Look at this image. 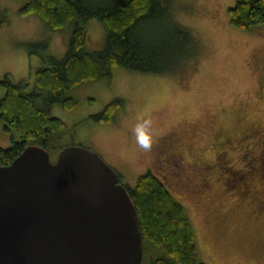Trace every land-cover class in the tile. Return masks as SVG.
I'll list each match as a JSON object with an SVG mask.
<instances>
[{
    "label": "rangeland",
    "instance_id": "374dc122",
    "mask_svg": "<svg viewBox=\"0 0 264 264\" xmlns=\"http://www.w3.org/2000/svg\"><path fill=\"white\" fill-rule=\"evenodd\" d=\"M22 2L0 0L8 20L0 27V77L7 73L31 85L44 63L29 44L46 41L45 55L61 57L72 29H52L33 13L22 14ZM234 2L168 0L169 13L197 40L195 57L183 69L153 73L117 66L109 79L79 82L70 89L78 103L69 110L54 104L52 112L66 122L58 145L96 150L126 186L148 170L164 179L190 215L206 264H264V168L251 161L264 151V22L251 29L234 24L228 13ZM86 28L92 44L104 40L100 19L90 18ZM3 92L0 87V96ZM114 97L124 104L113 121L99 123L88 116ZM143 112L151 113L159 132L151 153L137 149L130 131ZM3 140L0 133L1 145ZM181 148L183 160L192 165L177 170L169 165L170 152ZM49 151L54 160L57 151ZM210 163L214 166L207 172L204 166ZM156 252L146 243L141 264H150Z\"/></svg>",
    "mask_w": 264,
    "mask_h": 264
},
{
    "label": "trees",
    "instance_id": "16d2710c",
    "mask_svg": "<svg viewBox=\"0 0 264 264\" xmlns=\"http://www.w3.org/2000/svg\"><path fill=\"white\" fill-rule=\"evenodd\" d=\"M167 5L168 0H23L22 14L33 13L52 29L71 25L72 32L61 57L45 55L46 41L29 44V51L38 52L44 63L35 69L31 85L7 73L0 77V163L13 159L29 142L57 152L63 147L58 142L66 122L52 106L73 108L78 99L70 89L79 82L109 79L117 66L153 73L183 69L182 64L195 57L197 40ZM228 11L231 22L240 27L251 29L264 22V0H235ZM92 17L106 27L97 45L86 28ZM6 22V13L0 11V27ZM123 104L121 97H114L88 116L99 123L113 121ZM136 180L127 187L140 216L143 246L149 243L157 251L150 264H206L190 215L164 179L148 170Z\"/></svg>",
    "mask_w": 264,
    "mask_h": 264
},
{
    "label": "water",
    "instance_id": "95a60500",
    "mask_svg": "<svg viewBox=\"0 0 264 264\" xmlns=\"http://www.w3.org/2000/svg\"><path fill=\"white\" fill-rule=\"evenodd\" d=\"M27 143L0 163V264H141L140 216L101 154Z\"/></svg>",
    "mask_w": 264,
    "mask_h": 264
},
{
    "label": "clouds",
    "instance_id": "9594fccd",
    "mask_svg": "<svg viewBox=\"0 0 264 264\" xmlns=\"http://www.w3.org/2000/svg\"><path fill=\"white\" fill-rule=\"evenodd\" d=\"M130 131L137 149L143 153H151L159 136L151 113L138 114Z\"/></svg>",
    "mask_w": 264,
    "mask_h": 264
},
{
    "label": "flooded vegetation",
    "instance_id": "af4514ba",
    "mask_svg": "<svg viewBox=\"0 0 264 264\" xmlns=\"http://www.w3.org/2000/svg\"><path fill=\"white\" fill-rule=\"evenodd\" d=\"M260 140L262 141V138L260 136ZM263 144H264V141H262ZM162 143V142H161ZM164 152H169L168 149H164ZM219 153V152H218ZM171 156H172V160H174L173 162H170L169 165H171L172 163L177 167V170H180L178 166H181V164H185L190 162L188 160H183V158L185 157V155L183 154V149L181 148L180 151H172L170 152ZM193 154V153H192ZM217 154V153H216ZM218 155V154H217ZM182 159V160H181ZM251 161L252 162H257V163H260L261 166L264 168V151L261 152V156H254V157H251ZM168 162V160H167ZM190 164L192 165V162H190ZM195 169H200L202 166H197V165H193ZM204 166V165H203ZM214 166V163H210L208 164L207 166H204V169L208 172L209 170H207L208 168H211ZM119 176H120V173L118 171V180H119ZM206 173H203L202 177H204V179L206 178ZM263 182H264V175L261 176ZM241 181L244 180V178H241L240 179ZM201 185H204V184H201Z\"/></svg>",
    "mask_w": 264,
    "mask_h": 264
}]
</instances>
